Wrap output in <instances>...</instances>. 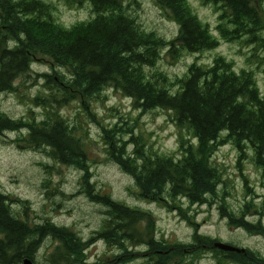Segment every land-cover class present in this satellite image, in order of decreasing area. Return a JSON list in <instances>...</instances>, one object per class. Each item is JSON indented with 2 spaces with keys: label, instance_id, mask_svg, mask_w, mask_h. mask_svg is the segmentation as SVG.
Instances as JSON below:
<instances>
[{
  "label": "trees",
  "instance_id": "obj_1",
  "mask_svg": "<svg viewBox=\"0 0 264 264\" xmlns=\"http://www.w3.org/2000/svg\"><path fill=\"white\" fill-rule=\"evenodd\" d=\"M63 1L75 7L90 2L94 17L67 27L54 17L55 6L49 0H0V93L13 92L14 82L42 58L66 68L71 75L68 79L61 72L39 74L60 88L61 99L37 98L47 106L39 122L35 117L14 119L0 109V134L26 130L25 140L32 147L50 149L57 162L85 170L87 192L106 208L107 218L98 235L120 246L142 241L150 264H201L199 255L206 249L215 254V264H264V257L250 249L237 253L215 248L212 245L218 240L198 231L188 244H171L153 236V231L145 233L148 229L141 224L150 221L151 214L95 191L78 127L56 107L50 108L53 102L80 99L88 109L86 98L112 87L144 112L158 108L171 112L175 124L191 136L180 141L181 158L151 155L132 127L119 124L104 129L109 155L133 177L141 197L154 201L168 198L172 204L186 198L192 204L213 205L220 199L219 187L224 181L213 162L221 146L232 144L237 149L239 165L252 147L255 164L263 169L264 177V92L256 75L247 69L238 72L223 56L208 67L193 63L184 77L174 80L163 72L149 75L146 67H155L163 49L178 59L183 51L213 50L220 39L244 41L254 51L264 52V0H204L220 11V38L197 16L188 0H154L179 26L177 36L170 40L141 26L130 10V4L137 0ZM125 135H131L129 140ZM128 143L134 145L131 151ZM245 186L249 188V181ZM14 202L26 213L21 200L0 191V264H21L25 258L34 262L42 240L49 236L58 242L52 264H89L84 260L88 243L68 228L50 222L32 225L27 214L14 211ZM252 208V204H245L236 213L223 195L219 212L230 225L264 235V202L259 205L263 217L257 221L248 218Z\"/></svg>",
  "mask_w": 264,
  "mask_h": 264
},
{
  "label": "rangeland",
  "instance_id": "obj_2",
  "mask_svg": "<svg viewBox=\"0 0 264 264\" xmlns=\"http://www.w3.org/2000/svg\"><path fill=\"white\" fill-rule=\"evenodd\" d=\"M49 1L55 6L54 17L67 27L94 17L90 2L75 7L63 0ZM188 1L197 16L220 38L217 30L220 11L204 0ZM130 10L146 30L154 31L168 40L177 36L178 24L154 0H137L130 4ZM254 54L257 56L254 57ZM219 56L232 62L238 72L242 69L252 70L264 92V52L254 51L244 41L220 39V45L213 50L199 53L183 51L178 59L173 58L166 48L161 51L155 67L147 66L146 71L149 75L163 72L174 80L184 77L191 64L212 66ZM60 72L71 78L66 68L53 65L45 58L36 60L31 71L14 82L16 88L13 92L0 93V109L14 119L35 117L37 122L41 121L47 106L37 98L61 99V91L56 84L39 74ZM86 103L88 109L80 99L67 103L53 102L50 108L56 107L57 112L71 125L78 127L77 135L84 139L88 152L87 170L95 191L151 214V220L146 219L141 224L148 229L145 233L153 231V236L171 244L192 243L193 235L198 231L264 257V235L250 234L243 228L230 225L219 212L224 195V200L236 213H240L245 204H252L248 218L257 221L263 217L262 212L259 213V205L264 202L263 169L255 164L252 147L247 149L248 157L240 165L238 151L232 144L221 146L215 153L213 162L220 168L224 181L219 187L220 199L213 205L192 204L186 198H180L174 204L168 198L157 201L146 199L139 195L133 177L110 157L104 129L116 124L132 127L133 134L141 139L148 153L175 158H181L180 141L182 138L190 140V133L175 124L171 112L161 108L144 112L134 107L131 98L112 87L106 88L99 96L86 98ZM27 135L26 130L0 134V191L12 199L21 200L20 204L26 206L25 213L19 202H14V211L27 214L26 220L32 225L50 222L57 227L68 228L70 233L88 243L85 246L86 263L150 264L149 258L144 255L147 245L142 241L120 246L108 243L98 235L97 231L102 229L107 218L106 208L87 192L83 184L86 171L57 162L51 157L50 149L32 147L34 145L25 140ZM130 136L125 135L124 138L129 140ZM133 147L132 143H128L129 151ZM247 181L249 188L245 186ZM57 244L51 236L44 237L33 264H52L51 256ZM199 261L201 264H215V254L206 249L199 255Z\"/></svg>",
  "mask_w": 264,
  "mask_h": 264
},
{
  "label": "water",
  "instance_id": "obj_3",
  "mask_svg": "<svg viewBox=\"0 0 264 264\" xmlns=\"http://www.w3.org/2000/svg\"><path fill=\"white\" fill-rule=\"evenodd\" d=\"M212 246L215 247V248H218L220 250L227 251V252L241 253V252H245L246 251L245 248L237 247V246H234V245H231V244H227V243H223V242H221L219 240L215 241ZM23 264H33V261L30 258H25L23 260Z\"/></svg>",
  "mask_w": 264,
  "mask_h": 264
},
{
  "label": "flooded vegetation",
  "instance_id": "obj_4",
  "mask_svg": "<svg viewBox=\"0 0 264 264\" xmlns=\"http://www.w3.org/2000/svg\"><path fill=\"white\" fill-rule=\"evenodd\" d=\"M23 264V263H22Z\"/></svg>",
  "mask_w": 264,
  "mask_h": 264
}]
</instances>
